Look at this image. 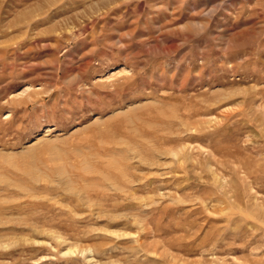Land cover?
I'll list each match as a JSON object with an SVG mask.
<instances>
[{"label":"rangeland","instance_id":"1","mask_svg":"<svg viewBox=\"0 0 264 264\" xmlns=\"http://www.w3.org/2000/svg\"><path fill=\"white\" fill-rule=\"evenodd\" d=\"M0 264H264V0H0Z\"/></svg>","mask_w":264,"mask_h":264}]
</instances>
